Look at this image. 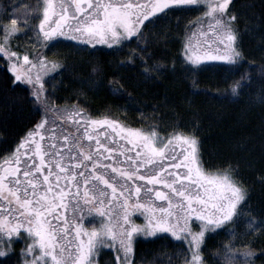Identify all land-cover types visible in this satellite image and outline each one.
<instances>
[{
	"label": "snow or ice",
	"instance_id": "snow-or-ice-1",
	"mask_svg": "<svg viewBox=\"0 0 264 264\" xmlns=\"http://www.w3.org/2000/svg\"><path fill=\"white\" fill-rule=\"evenodd\" d=\"M193 9L198 14L179 33L160 23ZM248 29L249 15L237 10L236 0H34L27 6L8 0L0 16L7 74L0 82V128L10 134L17 106L18 114L29 109L30 127L3 141L10 146L0 151V264L13 256L19 264H98L105 249L114 251L115 264H136L137 240L165 234L180 248L157 259L207 264V241L221 233L228 239L217 260L264 264V244L243 239L264 237V209L248 208L253 185L243 178L241 159L206 157L198 119H187L181 104L165 94L151 113L140 110V126H131L78 102L94 80H82L81 91L62 106L47 86L53 77L44 79L50 69L67 68L45 55L65 40L127 47L120 66L139 67L141 76L159 83L165 73L240 64ZM21 36L32 46L14 43ZM251 79L241 75L232 93L243 92ZM110 84L127 94L115 78ZM17 242L23 243L19 251Z\"/></svg>",
	"mask_w": 264,
	"mask_h": 264
},
{
	"label": "trees",
	"instance_id": "trees-1",
	"mask_svg": "<svg viewBox=\"0 0 264 264\" xmlns=\"http://www.w3.org/2000/svg\"><path fill=\"white\" fill-rule=\"evenodd\" d=\"M13 2L27 6L34 0ZM236 3L238 11L249 15V29L242 45L245 59L240 64L212 62L211 67L192 75L165 73L157 83L141 76L139 67L120 66L119 62L125 59L129 50L127 47L118 51L115 47L94 48L65 40L54 48L45 50L47 58L49 54L55 58L48 60H58L67 65L66 69L58 68L50 76L53 78L47 86L56 93V103L63 106L66 101L70 104V98L74 99L81 91L82 80H94V85L91 89L84 90L78 102L95 115H115L122 120L126 119L131 126H140V110L151 113L152 105L162 101L166 94L170 101L181 104L180 110L187 119H198L206 157L241 159L243 178L253 185L248 208L259 212L264 209V185L259 183V176L264 174V104L260 102V96L264 93V20L260 18L264 11V0H236ZM7 4L8 0H0V16L5 15ZM249 5L255 7L249 8ZM7 11L10 13L11 9ZM197 14L196 9L183 11L160 23L179 33L180 28ZM14 43L24 47L32 46V42L24 36ZM129 47H135V44ZM176 51L177 46L173 42L169 45V52L174 55ZM244 74L252 78L249 81L250 86L244 87L243 92L232 93L233 81ZM6 75L4 61L0 60V82L6 79ZM113 78L127 88V94L116 91L117 85L110 84ZM128 95L134 99H128ZM4 102L0 98V103ZM18 112L19 106L10 118V134L0 128V151L10 146L3 141L15 139L17 133L23 135L24 129L30 127L25 122L29 109L24 108L22 114ZM227 239L224 233L208 239L205 250L207 264H224L222 258L217 260V256L223 251L222 242ZM243 239H253L257 245L264 244V237L258 233ZM14 247L19 251L23 248V243L17 242ZM179 248L180 245L169 236L138 239L135 245L136 264H152L153 261L155 264H167L169 258L175 261L176 257L164 255L157 259V254L178 252ZM10 264H19L18 258L13 256ZM98 264H115L114 251H102Z\"/></svg>",
	"mask_w": 264,
	"mask_h": 264
},
{
	"label": "rangeland",
	"instance_id": "rangeland-1",
	"mask_svg": "<svg viewBox=\"0 0 264 264\" xmlns=\"http://www.w3.org/2000/svg\"><path fill=\"white\" fill-rule=\"evenodd\" d=\"M74 43H75V42H74ZM80 46H81V45H80ZM82 46H87V45H82ZM89 47H92V46H89ZM97 47L110 48V47L107 46V45H101V44H97V45L94 46V48H97ZM111 48H112V47H111ZM51 53H52V50H51ZM47 59H55V58H54L53 56H51V54H49V58H47ZM49 61H52V60H49ZM53 62H54V61H53ZM57 71H58V68H57L56 70H54V71L50 69L48 75H46V76L44 77V79H45L46 81H48L49 77L52 76L53 74H55ZM89 221H91V218H89ZM136 222H137V223H143V222H144L143 217H138L137 220H136ZM164 236H168V235L165 234ZM148 238H149V237H148ZM139 239H143V238H139ZM172 239H174V238H172ZM109 250H110V249H109Z\"/></svg>",
	"mask_w": 264,
	"mask_h": 264
}]
</instances>
